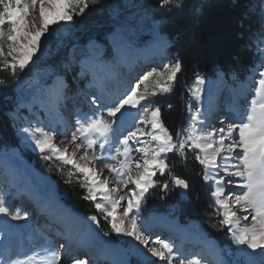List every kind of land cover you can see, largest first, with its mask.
Returning a JSON list of instances; mask_svg holds the SVG:
<instances>
[{"label": "rangeland", "instance_id": "374dc122", "mask_svg": "<svg viewBox=\"0 0 264 264\" xmlns=\"http://www.w3.org/2000/svg\"><path fill=\"white\" fill-rule=\"evenodd\" d=\"M134 1L109 0L107 5L103 3L92 5L93 10H97V16L106 19L105 21L107 22H115L116 29L106 37L112 52L111 59H107L106 48L92 37L82 50H74L69 53L62 72L57 71L54 67L42 66L41 62L48 56L53 46H59L62 40L73 29L71 25L59 28L50 26L52 33L43 41V49L34 54V57L38 58H35L34 62L30 61L29 65L25 68H33L31 76L27 79L20 80L15 85L16 105L14 110L8 114V118L13 123L17 148H3L0 151V198L6 201V205L11 211L15 212L19 210L22 215L27 213V217L22 220H12L10 216L0 214V230L5 225L12 231V235L8 239L0 236V243L10 247L12 254L9 256V259L23 260L27 264H52V253H54L53 249H55L56 245L49 246L43 244L39 233L41 235L48 234L53 240L57 239L58 243L66 236L67 231L74 230L76 232L74 238H76L77 242L78 238L83 234L92 238L90 245L93 256L91 258L95 259V254L97 255L102 252L106 261L101 262V264H119L118 262L121 257H123L125 264H168L167 261H160L158 257H153L148 252L149 247H158V245L154 244L157 239L170 242L174 245L172 264H180L181 260H184L185 264H187V261L190 259H199L201 264H264V250L258 249L253 252L251 249H247L246 246L236 245L232 240L230 226L228 225H224L227 232V243L226 246L221 247L216 242L207 240L206 235L201 231L199 225L195 223L186 225L179 224L172 208L164 214L157 213L156 209L159 208L157 207L158 204L154 205L156 203L154 197L150 196L147 200L145 198L154 185L144 194L139 209H133V212L130 213V216L135 215L139 226L149 236L150 241L153 242L148 246L139 244L132 237L117 234L112 231L111 224L109 223L111 217L105 219L104 213L97 211L95 207L96 202L106 203L101 200L99 195L95 202L88 199L101 217L98 221L96 220L94 226H92L89 218H82V216L76 214L80 217L77 223L68 225V221L64 220V229L58 230L53 224L54 221H62L61 216L63 212L57 209H55L56 213L54 212V215H52V222L48 223L44 221L45 216L41 213L46 210L49 211L51 207H54L52 201H54L55 206H60L59 203L63 206L65 205L58 197L56 189L51 186H46L45 177L48 176L36 171L25 156H35L41 158L42 161L51 162L52 165L49 174L52 181H55V179L57 181L65 180L78 186L85 195L88 193L86 187H81L84 183L83 176L77 173L74 168L70 165H64L55 158L51 160L44 159V155L47 153L42 154L34 143V137L41 138V133L33 134L31 130L39 127L44 132L57 134L54 139L57 141L55 143L57 147L63 149V146L67 145L68 152L70 153L72 152V148H70L72 144L70 141L72 133L79 127L78 120L84 122L94 115H100L102 110L101 105L104 106L103 111L106 117V109L110 102L125 93L131 86L140 84L138 91H144V85L141 83V77L143 75L154 70L163 72L166 70V66L175 63L171 59L172 57H170L169 52H167V55L161 61L158 60L156 62V52L158 50L164 51V47L168 46L169 41L162 33L161 21H156L151 15L141 10L140 5L142 0L139 1V4ZM248 11L251 15L256 14L258 16V19L262 21L263 27V33L254 39L252 55L255 59V66L253 69L249 70L246 74H242L239 79L229 76L228 81H225L220 75H217L214 79L204 78L205 83L199 85L200 99H196L194 95V89L197 87L196 79L190 92V97L195 107L190 115L199 108L201 122L197 126L202 130L206 129L208 132H211L215 128L217 131L213 132V140H218V130L220 127L226 129L229 124L237 123L241 116L246 119L247 109L250 107L251 101L256 98L258 81L262 78L260 77V72H264V1H253ZM36 12L38 13V5ZM28 19L37 25L39 24L38 15H32L30 13ZM100 37L102 38L103 36L100 35ZM90 41L92 42L91 44ZM146 47L151 50V56L149 57L144 54V50L147 49ZM5 51H7V45H5ZM145 57H147L146 60ZM94 64L102 67L103 70L99 73L94 72L89 67V65ZM123 64L125 67H121ZM103 73L105 82L100 87V91H98V88L96 89V81L98 76ZM155 79V76L150 77L148 81L149 95L146 102H142L144 106L150 108H155L153 103L154 95H151ZM56 87L62 92L61 98H68V101L65 104L62 101L59 102V108L54 118H57L59 115L62 118L63 114H69L71 117L70 119L64 120L65 123L62 124V131L58 123H53L54 120L51 117L53 114L46 108L44 100L39 98L40 96L49 95L48 90L50 88L53 91L57 90L55 89ZM53 91L50 90V93ZM97 91L100 93V97H98ZM214 99L216 100V104L220 102L219 107L222 112L220 118L216 119V123L207 126L204 123L210 120V111L208 108ZM40 106L42 109L45 107L48 113L45 110L41 111ZM225 106L228 110L224 108ZM142 111V107L138 109L129 108V114H125L121 118V123L117 124L116 131L109 137V140L106 142L100 139L92 150L101 159L91 162L89 167L95 168L99 173L100 180L108 181L109 190L118 186L120 177L117 173H112L108 169L103 168V164L110 163L117 168L119 167L117 160L112 159V157L117 155L116 147L120 146L119 141L124 139L129 131H133L137 127L145 129L146 132L155 131L151 129L150 124L140 122V113ZM49 113H51V116ZM25 129L29 131L26 132ZM236 139H238V136ZM138 140L144 143L130 141V147L132 148L130 155L133 159V170L135 169V161L139 160L142 164L144 158V154L137 152L135 149L145 146L149 149L156 147V142L151 140V136L138 134ZM100 144H104V147L101 148ZM186 148L195 150L199 154L198 149ZM81 154H83V149L77 153L76 158L78 159ZM167 154L169 153L162 154L161 158L164 159ZM120 159H123V157H120ZM218 160L220 166L212 169L217 172L218 177L224 176V166L238 163V158L237 160H230L221 156L218 157ZM231 170L234 171L235 169ZM69 172L73 173V175L70 176ZM14 176L17 177L15 181L16 189L21 191L19 199L17 200H14L15 196L12 195L14 191L10 189L11 182L9 179ZM160 177L161 174L157 170L156 175L153 176V180H160ZM229 179L232 183L226 184V187L231 191L225 194L224 199L226 201L234 199L236 194L244 191L238 187L240 183L239 177H225L226 181ZM205 184L210 186L212 191L215 190V179L205 180ZM133 190H136L135 185H128L126 188L122 185L119 186V194L130 195ZM33 192H36L40 196V200L47 199L51 202L48 205L46 201H43L44 209L41 211L39 217L31 222L33 219V213L31 215L33 206H30L29 201L27 202L24 195ZM113 196L116 199L119 198L116 193H113ZM212 201L215 208L220 211V216L223 219L221 214L222 210L216 205L214 197H212ZM28 204L30 206L29 210L27 209ZM121 204L126 207L127 200L122 201ZM71 213L75 214L73 211ZM237 213L241 217L244 215L249 217L247 221L240 220V227L250 226L253 223L251 220V211L241 212L237 208ZM117 215L119 219H123L125 224H127L129 218L123 216L122 208L117 210ZM99 222L106 229L105 231L109 233L107 236L101 230ZM27 229L31 231H27ZM187 239L193 240V242H199L197 245H184ZM108 242L113 244V250L109 249ZM210 245L214 246V249L211 247L207 253ZM45 252L49 253L50 260L45 258ZM85 255L86 253L81 247V249L76 250L72 254L70 260L66 262L64 260L60 261L59 264H78V262H84L86 261ZM89 263L92 264V262Z\"/></svg>", "mask_w": 264, "mask_h": 264}, {"label": "snow or ice", "instance_id": "6c2138e0", "mask_svg": "<svg viewBox=\"0 0 264 264\" xmlns=\"http://www.w3.org/2000/svg\"><path fill=\"white\" fill-rule=\"evenodd\" d=\"M99 2L100 0H0V67L10 69L13 76L17 75L29 65L30 61L34 62V59L38 58L34 57V54L43 49V41L51 35L50 26L57 28L69 26L75 23L76 17L85 14V10L90 5H96ZM168 3L169 0H162V4L167 5ZM37 5L38 13L36 12ZM30 13L38 15V25L29 21ZM5 45H7V51H5ZM181 69L182 63L177 61L166 66L163 72L155 70L148 72L141 77L144 91H138L140 84L131 86L125 93L110 102L106 109L107 118L103 111L104 106L101 105L100 115H94L84 122L78 120L79 127L72 133L70 141L72 152L69 153L67 147L63 149L57 147L53 142L54 135L44 132L39 127L31 130L33 134L41 133V138L34 137L35 146L42 154L47 153L44 159L55 158L64 165H70L83 176L84 183L81 187H86L88 193L84 198L95 202L99 195L101 200L106 202H96L95 207L97 211L104 213L105 219L111 217L109 223L113 232L132 237L144 246L153 242L139 226L135 215L130 216V213L133 209H139L144 194L155 184L153 176L156 175L157 170L161 175L166 172L168 165L165 159L161 158L162 154L178 152L183 155L186 147L198 149L199 154L195 156V159L204 166L205 180L211 179V170L220 166L218 157L223 156L230 160L238 158V163L224 166V176L215 180V190L211 195L215 198L218 208L222 210L223 219L220 224L230 226L233 242L238 246H246L253 252L258 249L264 250V72H260L262 78L258 81L256 98L251 101L247 109L246 119L241 116L237 123L229 124L226 129L220 127L218 140H213V132L217 131L215 128L211 132H205L197 126L201 122L199 108L190 116L191 126L187 129V136L181 138L180 131L174 137L164 127L159 107L150 108L142 104L146 102L149 95L150 77L155 76L156 78L151 95H156L157 92L169 93L173 90L172 84ZM3 83L4 81H0V84ZM204 83V78H197V87L194 89L196 99L201 98L199 85ZM139 107L143 108L140 113V122L150 124L151 129L156 131L146 132L145 129L137 127L119 141L120 146L116 147L117 155L112 157L117 160L119 167L110 163L103 164V168L117 173L120 177L118 186L109 190L108 181L100 180L95 168L89 167L91 162L101 159L92 150L100 139L106 142L109 140L129 108L138 109ZM25 131L29 130L25 129ZM138 134L151 136V140L156 142V147L149 149L145 146L135 149L143 153L144 158L142 164L139 160L135 161L133 170L130 141L144 143L138 140ZM237 136L238 139H236ZM100 147L103 148L104 144H100ZM81 149H83V154L77 159L76 155ZM69 175L73 173L69 172ZM225 177H239L238 187L244 190L230 201H226L224 196L231 191L226 184H231L232 181L230 179L226 181ZM173 182L182 188L188 187L183 179L173 177ZM120 185L125 188L128 185H135L136 190H133L130 195L119 194ZM164 187L166 188L167 184ZM113 193L118 194L119 198L116 199ZM125 200H127L126 207L121 204ZM120 208L123 210V216L129 218L127 224L123 219L118 218L117 210ZM237 208L241 212L251 211L253 223L250 226L240 227V220L247 221L249 217L239 216ZM0 214L10 216L12 220H22L27 217V213L22 215L19 210L11 211L3 198H0ZM89 219L96 222L97 217L91 216ZM108 234L104 233L106 236ZM154 244L158 247H149L148 252L153 257H158L160 261L172 264L174 245L161 239H157ZM52 256V264H59L60 255L54 252ZM0 264H27V262L5 258L0 261ZM78 264H83V262H78ZM180 264H185V261L181 260ZM187 264H201V261L190 259Z\"/></svg>", "mask_w": 264, "mask_h": 264}, {"label": "trees", "instance_id": "16d2710c", "mask_svg": "<svg viewBox=\"0 0 264 264\" xmlns=\"http://www.w3.org/2000/svg\"><path fill=\"white\" fill-rule=\"evenodd\" d=\"M139 1L134 2L139 4ZM253 1L264 0H169L167 5L162 4V0H142L141 10L161 21L162 33L171 44V59L182 63L173 90L153 97L154 106L160 108L161 122L174 137L178 131L181 138L188 134L190 112L195 109L190 92L197 77L214 79L217 73H221L226 79L229 75L239 79L253 69L254 39L263 33L262 21L248 11ZM108 2L101 0L98 4L107 5ZM96 11L90 5L85 14L76 17L75 23L71 24V32L59 46H53L41 65L62 72L69 53L82 50L92 37L106 48L107 59H111L112 52L106 37L112 34L116 25L97 16ZM32 72L33 68H28L13 76L10 69L0 67V81H4L0 84V151L17 147L15 130L8 114L16 105L15 85L29 78ZM197 154L187 148L183 155L178 152L167 154L164 159L168 168L160 180H154V187L145 198L154 197V205H160H157V213L164 214L172 208L179 224L196 223L207 239L223 247L227 243V232L220 224L222 217L212 201L210 186L205 184L204 166L195 159ZM25 158L38 172L50 175L51 162L35 156ZM173 177L188 184L186 195L178 196ZM55 181L57 195L66 207L84 218L96 216L97 221L101 218L78 186L65 180ZM100 228L106 232L101 224Z\"/></svg>", "mask_w": 264, "mask_h": 264}, {"label": "bare ground", "instance_id": "6f19581e", "mask_svg": "<svg viewBox=\"0 0 264 264\" xmlns=\"http://www.w3.org/2000/svg\"><path fill=\"white\" fill-rule=\"evenodd\" d=\"M161 51H163V50H158L157 51V53L158 52H161ZM124 63H125V61H123ZM124 65V64H123ZM89 67L90 68H92L93 70H94V72H96V73H99V72H101L102 70H103V68L102 67H100V66H98V65H89ZM105 76H104V73L102 74V75H100V76H98V78H97V81L99 82L98 83V85L96 86V89L98 88V91H100V86H101V84L103 83V81H105V78H104ZM96 81V82H97ZM55 89H57V90H55V91H53L51 88L48 90V93H49V95H44V96H40L39 98L40 99H43L44 100V103H45V105H46V108L48 109V111H50L53 115L51 116V113H49V115L53 118V120H54V124H56V123H58L59 124V127L61 128V131H62V127H63V123H65L64 122V120H66V119H70L71 117H70V115L69 114H63L62 115V118H60V115L56 118H54V116H55V113H56V111L58 110V108H59V102L61 101V99H60V97H61V94H62V92L59 90V88L58 87H56ZM50 90L51 91H53V92H51L50 93ZM97 91V93H98V97H100V93ZM213 103H216V100L214 99V102ZM213 103H211L210 104V106H209V110H210V113H209V115H212L211 116V120H213L214 118L216 119V116H217V114H216V112H214V113H212V104ZM220 103V102H219ZM219 103H217V106H220V104ZM40 108H41V111L42 110H45V107H43L44 109H42V107L40 106ZM33 109V108H32ZM222 110H223V108H222ZM46 111V110H45ZM47 112V111H46ZM48 113V112H47ZM41 114V113H40ZM126 114H129V112H127ZM127 116V115H126ZM58 119V120H57ZM55 120H57L56 122H55ZM68 122H69V120H68ZM206 125H208L207 123H205ZM210 124V123H209ZM204 125V124H203ZM156 131V130H155ZM203 131H205V132H208L206 129H203ZM52 135H54V137L56 138V136H57V134H52ZM54 143H56L57 141L56 140H54L53 141ZM70 145V144H69ZM65 147H67V145H65V146H63V148H65ZM70 148H72V146L70 147ZM26 164V163H25ZM30 167V166H29ZM28 167V168H29ZM210 175H211V177L213 178V179H218L219 177H218V175H217V172H215L214 170H212L211 171V173H210ZM17 180V177H10V179H9V181L11 182V186H10V189H12L14 192H12V195H14L15 196V199L14 200H17V199H19V196H20V194H21V191H19V190H17L16 188V185H15V181ZM25 196V199L27 200V202L29 201V203H30V205L31 206H33L35 209H36V211H37V213H36V215L39 217V214L41 213V211L44 209L43 208V201H46L47 203H48V205H49V203L51 202V201H49V200H47V199H43V200H40V196L36 193V192H33V193H27V195H24ZM18 204V203H17ZM52 204L54 205V207L52 208L51 206V208L49 209V211H44L43 213H41V214H44V216H45V218H44V221L45 222H52V215H54V212L56 213V211H55V209H57V210H61L63 213H62V221H60V222H57V221H54V224L56 225V226H59V228H62V229H64V227H65V225H64V220H67L68 221V225L70 224V225H72V224H75V223H77L78 221H79V216H77L76 214H73V213H71V211L67 208V207H65V206H63L62 204H60L59 203V205L60 206H55V204H54V201H52ZM28 209H30V207L28 208ZM46 213V214H45ZM51 214V215H50ZM82 219V218H81ZM35 219L33 218L32 220H31V222H33ZM91 221V224H92V226H94V223L95 222H93L92 220H90ZM3 226V225H2ZM4 227H6L5 225L2 227L3 229H4ZM29 228V227H28ZM3 229H2V231H3ZM1 231V232H2ZM27 231H31L30 229H27ZM33 232H34V230H33ZM75 231L74 230H71V231H67V234H66V236H64V238H63V240L62 241H60L59 242V244H58V246H57V248L64 254V253H67L66 252V247H68V246H72L73 244H75V251L76 250H79V249H81V247L84 249V250H86V255H85V259H86V261H84L83 262V264H90L89 262H92V264H101V262L103 263V262H105L106 260L104 259L105 257L102 255V252L100 253V254H95V259L94 258H91L92 256H93V252H92V249H91V242H92V238H90L88 235H86V234H83V235H81L79 238H78V242L76 241V238H74V235H75ZM40 234V233H39ZM9 238V237H8ZM41 240L43 241V244H50V242H51V240H50V238H48L47 236H44V237H41ZM185 241V240H184ZM199 242V241H198ZM198 242H196V241H194L193 242V240H190V239H187L186 241H185V244L184 245H197V243ZM78 243V244H77ZM61 245H63V247H61ZM79 245V246H78ZM81 245H83V246H81ZM81 246V247H80ZM108 246H109V249H112L113 250V244L111 243V242H108ZM205 247H206V245H204ZM12 247V246H11ZM211 247L214 249V246H209V248L207 249V253L209 252L208 250H210L211 249ZM13 249V248H12ZM212 251V250H211ZM214 252V251H213ZM12 253H11V249H10V247L9 246H2L1 244H0V261H3V259H5V258H9V256L11 255ZM44 256H45V258H47L48 260H50V255H49V253H47V252H45L44 253ZM63 257H68L67 256V254L66 255H64ZM65 259V258H64ZM63 258H61V261H63L64 260ZM68 259H65L64 261H67ZM69 260H70V258H69ZM119 264H125V262H124V259H123V257H121V259L119 260V262H118Z\"/></svg>", "mask_w": 264, "mask_h": 264}, {"label": "water", "instance_id": "95a60500", "mask_svg": "<svg viewBox=\"0 0 264 264\" xmlns=\"http://www.w3.org/2000/svg\"><path fill=\"white\" fill-rule=\"evenodd\" d=\"M45 176H47V175H45ZM53 181L50 179V176L45 177L46 186L47 187L51 186L52 188L57 189V183H56V181H54V182ZM176 191H177L178 195H180V196L181 195H185L188 192V187L187 188H182V187L176 185Z\"/></svg>", "mask_w": 264, "mask_h": 264}]
</instances>
